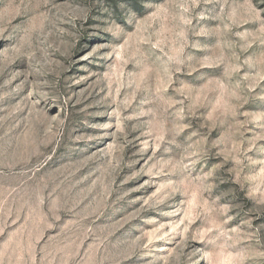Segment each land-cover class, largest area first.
I'll list each match as a JSON object with an SVG mask.
<instances>
[{
	"label": "rangeland",
	"instance_id": "obj_1",
	"mask_svg": "<svg viewBox=\"0 0 264 264\" xmlns=\"http://www.w3.org/2000/svg\"><path fill=\"white\" fill-rule=\"evenodd\" d=\"M0 264H264V0H0Z\"/></svg>",
	"mask_w": 264,
	"mask_h": 264
}]
</instances>
